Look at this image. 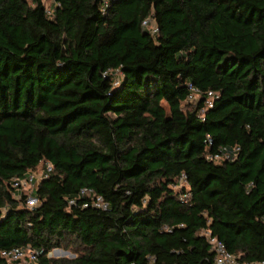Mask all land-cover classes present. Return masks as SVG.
<instances>
[{
    "label": "trees",
    "instance_id": "16d2710c",
    "mask_svg": "<svg viewBox=\"0 0 264 264\" xmlns=\"http://www.w3.org/2000/svg\"><path fill=\"white\" fill-rule=\"evenodd\" d=\"M102 1L0 0V251L214 264L209 231L264 260V0ZM189 85L218 94L203 117ZM221 148L234 158H208ZM42 162L28 207L12 183Z\"/></svg>",
    "mask_w": 264,
    "mask_h": 264
},
{
    "label": "built area",
    "instance_id": "2783aa9c",
    "mask_svg": "<svg viewBox=\"0 0 264 264\" xmlns=\"http://www.w3.org/2000/svg\"><path fill=\"white\" fill-rule=\"evenodd\" d=\"M108 3L109 0H103L100 11L104 13L105 7L108 5ZM142 27L148 29L151 34L157 31V27L155 25H150V20L148 18L143 20ZM104 74H108L113 77V84L118 85L119 80L121 79L120 71L109 69L106 70ZM188 87L190 93L187 95L186 101L196 103L201 97H203L201 107L202 109L199 112L200 116L203 117L204 111L212 107V104L218 97V94L211 89H206L201 92L198 88L192 87L191 85H189ZM236 150L237 148H234L232 151ZM234 154V152L230 153L226 149L221 148L218 153L209 154L208 158L214 160H232L234 158ZM42 163L43 165H41V168L38 170V172H29L22 176V178L14 179L12 183V186L15 189L19 191L25 190L27 192L26 205L28 207H34L35 205H37V200L30 195L31 190L36 186L39 179L47 177L52 169V165L49 162ZM180 176L181 180H185V175L181 174ZM77 195L78 197H90L91 204L94 207L100 209L106 208V203L103 201L102 197L100 195L94 194L91 189H80ZM190 197V192H185L179 196V200L183 203H186L189 201ZM73 202L74 200L72 199L69 201V204L71 205ZM83 206L85 207L87 206V204H83ZM262 220L264 221V217H262ZM203 234L206 240L211 244V248L214 251V264H264V260H259L257 262H239L238 257H235L233 254L229 253L221 242L217 241L210 235L209 231H204ZM40 253L41 250L38 251L28 245H25L24 247H12L7 250H1L0 256L8 264H36L35 262Z\"/></svg>",
    "mask_w": 264,
    "mask_h": 264
},
{
    "label": "rangeland",
    "instance_id": "374dc122",
    "mask_svg": "<svg viewBox=\"0 0 264 264\" xmlns=\"http://www.w3.org/2000/svg\"><path fill=\"white\" fill-rule=\"evenodd\" d=\"M43 4L46 8V10L51 9V7L54 4V0H42ZM76 255V252H72L71 250L68 249H62L58 248L57 251L51 250L47 253V256L52 257V258H57V257H64V258H73Z\"/></svg>",
    "mask_w": 264,
    "mask_h": 264
},
{
    "label": "water",
    "instance_id": "95a60500",
    "mask_svg": "<svg viewBox=\"0 0 264 264\" xmlns=\"http://www.w3.org/2000/svg\"><path fill=\"white\" fill-rule=\"evenodd\" d=\"M58 250V248L57 249H54V251H57Z\"/></svg>",
    "mask_w": 264,
    "mask_h": 264
}]
</instances>
